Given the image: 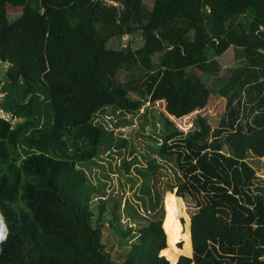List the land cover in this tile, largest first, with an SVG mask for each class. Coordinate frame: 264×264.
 I'll return each mask as SVG.
<instances>
[{"label": "trees", "instance_id": "16d2710c", "mask_svg": "<svg viewBox=\"0 0 264 264\" xmlns=\"http://www.w3.org/2000/svg\"><path fill=\"white\" fill-rule=\"evenodd\" d=\"M120 1L121 14L93 0H0L1 105L20 119L0 118V264H264V179L248 161L264 157V0ZM9 5L22 11L13 21ZM134 35L135 52L108 46ZM230 48L245 63L219 90V127L200 118L184 133L164 117L156 140L157 156L178 169L170 191L196 205L190 232L170 193L163 225L152 159L143 192L161 214L125 228L128 252L115 262L103 243L105 197L95 220L101 191L84 169L108 135L96 116H134L162 101L176 119L205 109L211 90L197 72L218 77ZM124 165L129 174L133 163ZM110 211L114 226L120 208Z\"/></svg>", "mask_w": 264, "mask_h": 264}, {"label": "rangeland", "instance_id": "374dc122", "mask_svg": "<svg viewBox=\"0 0 264 264\" xmlns=\"http://www.w3.org/2000/svg\"><path fill=\"white\" fill-rule=\"evenodd\" d=\"M144 3L148 8L152 7L151 0H144ZM7 10L11 21L18 18L22 13L20 8L10 5ZM141 45L142 37L134 35L133 37L114 39L108 46L113 49L130 46L135 52ZM218 61L221 65L218 77H210L197 72L211 90L210 101L205 109L198 110L181 119H176L166 113L165 102L162 101L154 104L147 103L141 112L134 116L123 113L118 115L119 112L115 113L112 109L100 112L96 116V124L105 128L108 135L103 141L99 157L90 162L84 169L87 172L89 181L99 187L101 191L98 194L99 197L97 194L94 196L92 204L93 211L96 213L95 220L98 217V201L101 196L105 197L106 212L103 218V243L106 246V251L115 262L123 261L128 252L123 236L125 228L129 225L136 228L143 227L162 212L165 214L164 225L167 218L166 198L169 193L177 197L175 192L170 191V186L175 185L177 182V166L174 161L169 162L157 156L158 143L156 140H159L158 135L161 133L163 118L169 117L174 125L184 133L197 127L200 118L206 119L212 129L219 127L226 112V99L219 95V90L226 84L233 71L245 63L243 50L230 48L223 56L218 58ZM7 69L8 64L0 62V118L5 117L14 125L20 119L6 115L1 105L5 100V92L2 88L8 79L6 76ZM104 116L105 120L103 119ZM110 135H113L111 140L109 139ZM119 145L122 146L118 147ZM152 159H155L160 166L154 176L156 189L161 197L160 205L162 208L159 210L161 212L158 213L159 215H156L151 209L149 192H143L145 178H149L148 175H151L149 166ZM125 160L133 163L129 174L125 171ZM248 161L257 170V176L264 179V157L261 159L250 158ZM153 185L154 181L151 182L150 187ZM179 199L183 206L177 218L183 230L190 232L191 216L197 208L191 201ZM111 206L120 208L121 220L114 226L110 224L115 222V218L110 211ZM184 245V242L181 241L176 244V247L181 250ZM196 247L191 249L190 257H192L193 250ZM179 260L177 259L173 264H176Z\"/></svg>", "mask_w": 264, "mask_h": 264}, {"label": "built area", "instance_id": "2783aa9c", "mask_svg": "<svg viewBox=\"0 0 264 264\" xmlns=\"http://www.w3.org/2000/svg\"><path fill=\"white\" fill-rule=\"evenodd\" d=\"M95 3H100L108 8H114L118 14H121L125 10V5L120 0H93Z\"/></svg>", "mask_w": 264, "mask_h": 264}, {"label": "clouds", "instance_id": "9594fccd", "mask_svg": "<svg viewBox=\"0 0 264 264\" xmlns=\"http://www.w3.org/2000/svg\"><path fill=\"white\" fill-rule=\"evenodd\" d=\"M6 239V232L4 230H0V242Z\"/></svg>", "mask_w": 264, "mask_h": 264}, {"label": "crops", "instance_id": "0c3cea01", "mask_svg": "<svg viewBox=\"0 0 264 264\" xmlns=\"http://www.w3.org/2000/svg\"><path fill=\"white\" fill-rule=\"evenodd\" d=\"M199 246V245H198Z\"/></svg>", "mask_w": 264, "mask_h": 264}]
</instances>
